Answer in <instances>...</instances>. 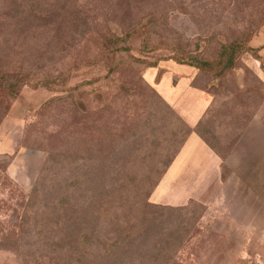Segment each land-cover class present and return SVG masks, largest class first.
I'll return each instance as SVG.
<instances>
[{
  "label": "rangeland",
  "instance_id": "rangeland-1",
  "mask_svg": "<svg viewBox=\"0 0 264 264\" xmlns=\"http://www.w3.org/2000/svg\"><path fill=\"white\" fill-rule=\"evenodd\" d=\"M235 38L260 58L242 53L219 72L218 53ZM120 45L129 51L116 53ZM195 58L212 67L172 61ZM182 77L205 97L198 130L221 161L219 174L205 163L191 175L186 201L178 178L152 189L176 144L175 120H154L166 112L163 85ZM50 151L69 162L55 159L46 186H86L107 157L130 201L148 188L151 203L195 202L179 264H264V0H0V264H31L25 253L45 255L37 264L67 259L52 237L25 228L27 196ZM169 192L184 203L159 202Z\"/></svg>",
  "mask_w": 264,
  "mask_h": 264
},
{
  "label": "trees",
  "instance_id": "trees-1",
  "mask_svg": "<svg viewBox=\"0 0 264 264\" xmlns=\"http://www.w3.org/2000/svg\"><path fill=\"white\" fill-rule=\"evenodd\" d=\"M127 51L129 45L115 48L116 53ZM257 52V48L247 44V38L233 39L223 45L218 53L219 72L232 69L242 53H250L259 59ZM172 61L200 70L212 67L210 61L198 58L187 62L183 59ZM144 65L156 67L154 62ZM113 68L115 65L108 68L107 74ZM161 101L166 112L156 115L154 120L160 122L167 114L172 121L175 120L171 139L176 144L174 150L169 151V158L165 160L167 162L164 169L158 173L152 189L158 185L189 134L195 133L210 149L213 148L198 130L202 116L194 126H189L164 99L161 98ZM138 150H141L140 140L133 154L128 155L129 161L135 162L139 159ZM60 157L56 153L48 152L27 196L28 207L33 208V215L26 222L25 228H28V232L30 228L33 229L36 237H39L40 231L47 240L52 237L56 241L58 257L67 258L63 264H179L175 255L185 234L194 225L195 221L191 219L195 212L191 205L194 207L195 202L188 201L184 205L176 206L151 203L147 198L148 188L147 192L140 194L142 189L139 191L136 201H130L123 197L117 178L111 176V163L107 157H102V172L87 178L91 185L46 186L43 181L55 175L52 171L55 159L59 164L69 162L67 156ZM164 157L159 155L155 157V161L162 163ZM47 240L45 246L48 245ZM20 251H26L24 245ZM41 258L45 260L42 253L33 258L27 253L23 254V259L31 264L39 263Z\"/></svg>",
  "mask_w": 264,
  "mask_h": 264
},
{
  "label": "crops",
  "instance_id": "crops-1",
  "mask_svg": "<svg viewBox=\"0 0 264 264\" xmlns=\"http://www.w3.org/2000/svg\"><path fill=\"white\" fill-rule=\"evenodd\" d=\"M255 41V40H254ZM257 41V39H256ZM253 42V41H252ZM178 65V64H177ZM182 66V65H180ZM185 67V66H183ZM189 68V67H188ZM187 70H191L190 68ZM190 78L182 77L180 78L177 85L168 86V83H164L163 87V97L166 102L175 106L180 113L186 118L187 122L190 126H194L196 122L201 117V114L204 112L206 103L205 97L196 91L194 88L190 86ZM183 85V96L179 95L176 97L177 87ZM174 92V93H172ZM187 98V99H186ZM191 99L190 104H186V100ZM220 159L212 150L203 142V140L196 135L195 133L189 134L180 148L179 152L176 154L172 163L164 173L162 179L160 180L163 187L172 188V184L178 178L179 180V190H180V199L182 201H186V198L194 197L195 194L192 192L193 190V180L191 178L192 174H199L200 168L202 165L207 163L210 167H215L217 174H219L220 170ZM259 197L264 195V183L260 184L259 188ZM167 197L168 200L159 201L165 204H182L184 202H175V198L177 197L175 193L169 192ZM259 199V198H258ZM153 201L158 202L156 198L153 196ZM164 201V202H163ZM264 204L261 203L260 205Z\"/></svg>",
  "mask_w": 264,
  "mask_h": 264
}]
</instances>
